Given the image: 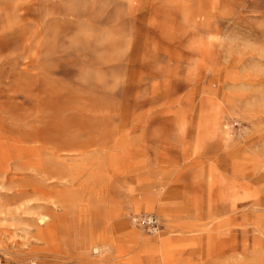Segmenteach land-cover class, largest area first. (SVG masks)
I'll use <instances>...</instances> for the list:
<instances>
[{
    "label": "rangeland",
    "instance_id": "1",
    "mask_svg": "<svg viewBox=\"0 0 264 264\" xmlns=\"http://www.w3.org/2000/svg\"><path fill=\"white\" fill-rule=\"evenodd\" d=\"M0 264H264V0H0Z\"/></svg>",
    "mask_w": 264,
    "mask_h": 264
},
{
    "label": "built area",
    "instance_id": "2",
    "mask_svg": "<svg viewBox=\"0 0 264 264\" xmlns=\"http://www.w3.org/2000/svg\"><path fill=\"white\" fill-rule=\"evenodd\" d=\"M145 221L149 224L152 225L154 227H157V221H155V219L153 217H147L145 219Z\"/></svg>",
    "mask_w": 264,
    "mask_h": 264
}]
</instances>
